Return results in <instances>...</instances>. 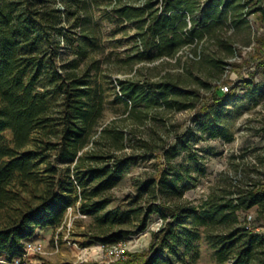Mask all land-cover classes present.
I'll return each mask as SVG.
<instances>
[{
	"label": "trees",
	"instance_id": "trees-1",
	"mask_svg": "<svg viewBox=\"0 0 264 264\" xmlns=\"http://www.w3.org/2000/svg\"><path fill=\"white\" fill-rule=\"evenodd\" d=\"M251 3L248 14L264 30V0H0V264L21 256L38 230L64 227L69 209L77 205L105 228L93 241L107 247L125 241L129 233L123 227L135 216L141 223L136 233L147 229L151 215L161 216L151 247L129 252L123 264H195L203 241L213 250L215 264H264V226L244 224L239 216L260 206L264 218V182L225 203L213 196L200 205L185 202L186 192L198 185L195 173L204 172L195 149L204 139L200 133L230 136L231 128L218 122L219 108L237 99V92L216 89L213 104L198 111L196 130L159 149L148 148L157 160L156 174L139 190L143 199L147 195L148 208L109 209V193L139 156L136 148L126 152L133 131L117 126V119L105 122L109 82L95 56L104 53L97 29L119 22L115 33L129 24L136 28L144 46L136 56L140 61L175 59L182 65L179 51L195 44L193 52H203L205 40L227 48L230 59L237 48L219 30L248 22ZM202 57L188 59L182 69ZM250 58L264 65V33ZM213 64L219 82L230 63L216 59ZM110 83L122 118L135 116L140 123L155 110L157 115L199 106L197 90L183 88L181 78L171 73L156 81ZM244 83L260 87L254 77Z\"/></svg>",
	"mask_w": 264,
	"mask_h": 264
},
{
	"label": "rangeland",
	"instance_id": "rangeland-1",
	"mask_svg": "<svg viewBox=\"0 0 264 264\" xmlns=\"http://www.w3.org/2000/svg\"><path fill=\"white\" fill-rule=\"evenodd\" d=\"M255 3V2H254ZM254 3L249 5V9ZM91 14V13H89ZM253 22L238 21L230 28L222 26L219 30L222 39L234 45L239 52V57L233 61L229 69L227 80L231 88L239 97L231 98L219 108L222 113L219 117L221 126L231 128L227 138H210L209 133H200L203 140L195 144L203 168V173H195L198 176V185L185 194V202L195 205L202 204L210 196L218 202H227L235 194L243 189H248L254 184L264 182V65L260 61H254L251 55L255 52L257 38L264 33L254 15ZM121 24L105 22L97 29V37L103 54L96 53L101 60V73L107 77L109 89L107 94L106 121L117 119V126L126 131H133L132 146L126 152L138 151L137 165L127 174L125 179L110 193L112 203L109 209L122 206L123 209L145 207L148 208L147 195L143 199L139 195L140 188L145 181L156 174L157 160L152 150L148 148H160L162 145L173 142L179 134H184L188 129L198 128V111L206 103L213 104L216 98L215 90L219 89L220 75L216 72L214 60L228 62L230 53L215 41L205 40L203 43L202 59L200 62H190L183 55L182 65L175 59L160 62L140 61L136 59L138 52L144 50L142 42L137 39V30L131 24L128 28L115 33ZM91 29L95 24L90 25ZM224 31L223 33L221 31ZM218 32V33H219ZM136 37V39H135ZM254 45L252 49L245 47ZM193 48V46H191ZM191 48H186L193 52ZM171 73L176 78H181L182 87L197 90L200 94L197 103L198 108L183 111H159L156 110L145 119L143 123L132 118H122L123 107L112 103L115 98V90L111 81H156L161 75ZM255 78L260 87H248L244 81ZM117 90L120 88L118 84ZM126 116V115H125ZM196 154V153H195ZM147 204V205H146ZM144 209V208H143ZM147 211V209H144ZM143 216V215H142ZM240 221H252L254 226H264V218L261 215V207L256 206L248 211L240 213ZM138 216L123 227L126 233L124 243L130 252L148 250L153 241V233L159 230L163 219L158 213L151 215L148 227L141 233H136L141 225ZM105 228H100L93 216L83 215L79 212V205L73 208L67 216L64 227L51 233L40 234L36 239L42 242L46 248V254H34L31 264H44L50 261L55 264H123L113 261L107 255V246L98 241L96 237L102 236ZM115 230V229H114ZM50 234V235H49ZM69 239L71 243L68 242ZM58 241V242H57ZM91 242L87 247H82V242ZM57 242V243H56ZM201 256L195 264H215L213 250L205 241L201 243ZM2 264H6L2 262Z\"/></svg>",
	"mask_w": 264,
	"mask_h": 264
},
{
	"label": "built area",
	"instance_id": "built-area-1",
	"mask_svg": "<svg viewBox=\"0 0 264 264\" xmlns=\"http://www.w3.org/2000/svg\"><path fill=\"white\" fill-rule=\"evenodd\" d=\"M248 8H246V12H245V16L253 22L254 20V14H248ZM189 20V28H191L192 23ZM191 46H195V44L193 45H188L185 46L182 50L179 51L177 57H182L183 55H185L186 59H193V60H199L202 56V50L199 49L198 52H191L190 50H186V48H191ZM254 45L245 47L246 49H252ZM198 48H202V46H199ZM239 57V52L237 51L235 53V55L229 59V65L227 67V72L223 78V80L219 81L218 84L221 87V89L224 92H229L231 90V86L229 85V83H226V78L228 76V72L229 69H231L232 67V62L235 61L236 59H238ZM73 208L69 209L68 214L70 213V211H72ZM260 230V229H258ZM69 243H71V241L69 239H67ZM58 242V241H57ZM56 242V243H57ZM129 249L127 247V245L124 242L118 243V244H114L111 246L107 247V255L109 257L112 258L113 261H118V262H123L125 260H127L129 258ZM46 248L44 246V244L42 242H39L37 240H31L26 244L25 247V252L21 255L16 257L11 263L9 264H31V257L34 254H46Z\"/></svg>",
	"mask_w": 264,
	"mask_h": 264
},
{
	"label": "crops",
	"instance_id": "crops-1",
	"mask_svg": "<svg viewBox=\"0 0 264 264\" xmlns=\"http://www.w3.org/2000/svg\"><path fill=\"white\" fill-rule=\"evenodd\" d=\"M53 231H55V230H54V229H40V230L37 231L35 237L32 238V240H36V239L40 236V234L51 233V232H53ZM49 235H50V234H49ZM37 241H38V240H37Z\"/></svg>",
	"mask_w": 264,
	"mask_h": 264
}]
</instances>
